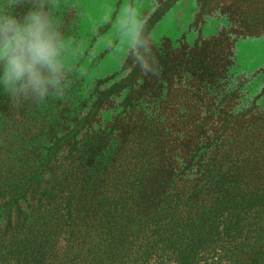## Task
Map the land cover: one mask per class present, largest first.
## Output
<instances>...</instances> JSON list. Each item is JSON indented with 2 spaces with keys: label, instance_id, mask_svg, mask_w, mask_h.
I'll list each match as a JSON object with an SVG mask.
<instances>
[{
  "label": "trees",
  "instance_id": "obj_1",
  "mask_svg": "<svg viewBox=\"0 0 264 264\" xmlns=\"http://www.w3.org/2000/svg\"><path fill=\"white\" fill-rule=\"evenodd\" d=\"M177 1L166 0L144 22L142 39ZM239 1L249 5L235 14ZM239 1L229 5L238 26L226 21L192 43L150 42L154 73L139 68L134 49L127 70L101 81L86 79L88 36L69 23L71 0H40L67 41L66 71L62 90L42 103L17 104L0 89V250L13 264H45L60 236L65 251L84 255L90 215L101 226L126 219L135 223L131 231L152 230L161 241L164 225H180L172 198L193 215L187 243L177 238L173 264H198L189 241L209 236L214 215L240 205L244 213L245 203H252L248 213L258 214L264 205V68L252 73L258 62L242 61L239 45L264 25V0ZM33 3L0 0V12L22 16ZM152 222L159 227L153 230ZM109 236L107 245L119 251L124 241ZM260 237L261 248L244 264H264V231ZM117 253L106 252L110 258Z\"/></svg>",
  "mask_w": 264,
  "mask_h": 264
},
{
  "label": "rangeland",
  "instance_id": "obj_2",
  "mask_svg": "<svg viewBox=\"0 0 264 264\" xmlns=\"http://www.w3.org/2000/svg\"><path fill=\"white\" fill-rule=\"evenodd\" d=\"M165 1L71 0L72 18L69 23L71 27L78 29L77 34L83 32L85 37L88 36L85 38L86 48L84 49L88 48V52L87 55L83 53L85 58L84 56L82 58L85 62L84 70L89 66L92 70L86 79L102 81L127 70L125 61L134 50L136 29H141L144 22ZM232 1L178 0L152 27L148 34V41L157 43L168 37L174 42L192 43L200 36H208L209 33L218 32L226 27V21H232L233 26H238L237 24L240 23L237 21L238 16L232 17L234 14L229 6ZM239 3L242 7L236 11L233 9L235 14H240L249 5L248 2L239 1ZM240 34L238 36H242ZM243 36L247 37V35ZM82 40L78 44H82ZM239 48L240 59L244 57L242 61L250 57L252 61L258 62L255 63L252 73L264 68V25H259L256 33L251 38L245 39ZM238 51L236 50V53ZM260 200L255 204H260ZM161 203L169 205L168 199ZM170 204L174 211L180 213L178 215L180 225H173L168 220L170 216L168 215L167 220L170 226L164 225L166 231H162L159 235L161 241H158V236H156L157 239L154 238L152 230L146 233L143 230L142 233H138L137 230L131 231L135 223L128 224L126 219L112 224L101 221L104 228L98 223V219L90 215L88 224L84 225L86 228L83 232L86 234H82L85 244L84 255L80 256L75 250L65 251L64 237L60 236L57 238V243L53 244L49 250L45 264H118L119 260L122 264H173L176 253L181 248L178 245L181 241H177V238L183 237V243H187L191 236L188 224L192 223L193 215L181 201L172 198ZM245 204L243 208L246 212L244 213L240 212L242 205L232 211L218 212L211 221L209 236L200 235L189 241L196 250L198 264L211 261L213 258L221 260L224 264H244L250 261L253 255L255 256V252L261 248L262 243L260 236L264 231V213H262L264 205L257 206L259 208L257 214L255 211L248 213L252 203ZM123 222L125 225L122 230L120 225H123ZM151 225L153 230L159 227L154 222ZM141 226H144L143 223ZM109 234L115 236L117 243L119 240L124 241V246L119 251L107 245L106 238L110 237ZM8 237V234L1 236L4 240ZM107 251L118 253L110 258L106 254ZM6 253V249L0 250V261L2 259L0 264H13V260H10Z\"/></svg>",
  "mask_w": 264,
  "mask_h": 264
},
{
  "label": "clouds",
  "instance_id": "obj_3",
  "mask_svg": "<svg viewBox=\"0 0 264 264\" xmlns=\"http://www.w3.org/2000/svg\"><path fill=\"white\" fill-rule=\"evenodd\" d=\"M139 68L154 73L152 46L136 29L133 42ZM67 41L40 0L22 16L0 12V89L17 104L44 102L62 90Z\"/></svg>",
  "mask_w": 264,
  "mask_h": 264
}]
</instances>
